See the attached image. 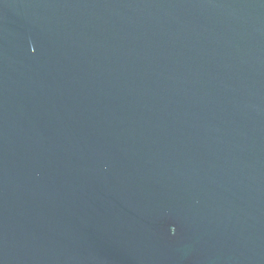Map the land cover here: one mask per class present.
<instances>
[{"label": "water", "instance_id": "1", "mask_svg": "<svg viewBox=\"0 0 264 264\" xmlns=\"http://www.w3.org/2000/svg\"><path fill=\"white\" fill-rule=\"evenodd\" d=\"M0 264H264V0H0Z\"/></svg>", "mask_w": 264, "mask_h": 264}]
</instances>
